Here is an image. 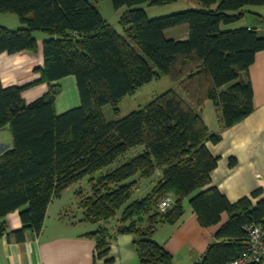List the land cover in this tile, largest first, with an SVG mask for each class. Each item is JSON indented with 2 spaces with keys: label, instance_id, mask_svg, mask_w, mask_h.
I'll use <instances>...</instances> for the list:
<instances>
[{
  "label": "trees",
  "instance_id": "obj_1",
  "mask_svg": "<svg viewBox=\"0 0 264 264\" xmlns=\"http://www.w3.org/2000/svg\"><path fill=\"white\" fill-rule=\"evenodd\" d=\"M175 1L112 0L115 9H124L120 32L96 1L0 0V13H14L23 24L0 25V54L37 53L36 35L45 36L38 80L4 86L0 78V130L7 126L12 134V145L0 153V238L11 234L6 217L15 211L22 222L12 232L16 239L28 230L39 235L51 202L86 178L91 192L82 194L78 186L75 194L83 219L100 224L86 233L96 242L97 257L110 251V230L101 222L116 218L114 232L133 235L140 264H174L153 234L178 223L188 204L203 227L228 214L196 264H225L247 251L246 225L264 223L263 192L231 202L210 186L219 157L207 143L219 142L222 130L255 108L249 68L264 50V35L233 24L264 0H194V7L159 17H149L143 6ZM184 24L187 39L167 38V29ZM69 75L76 78L81 104L58 114V80ZM164 75L180 90L158 94L122 118L105 119L103 107L119 114L123 98ZM36 83L49 84V90L27 102L22 93ZM207 102L219 111V132L202 117ZM153 176L151 189L136 195ZM168 195L170 205L162 209Z\"/></svg>",
  "mask_w": 264,
  "mask_h": 264
},
{
  "label": "crops",
  "instance_id": "obj_2",
  "mask_svg": "<svg viewBox=\"0 0 264 264\" xmlns=\"http://www.w3.org/2000/svg\"><path fill=\"white\" fill-rule=\"evenodd\" d=\"M190 5L194 7L197 2L191 0ZM12 14L0 13V25L10 28L22 26L16 14L8 16ZM112 25L117 29L119 19ZM242 26L255 27L260 35H264V2L262 5L247 7L241 21L233 24L234 28ZM170 31L172 35L169 34ZM165 35L170 39L185 40L189 36V26L184 24L169 28ZM36 36L39 44L37 53L22 51L15 54H0V78L4 86H23L40 78L35 69L43 65L42 42L45 36L39 33ZM249 75L254 93L253 112L239 123L222 130V139L219 142L207 143L211 153L219 157L217 166L211 172L210 186L217 187L231 202L246 196L251 198L252 192L259 189L264 195V50L257 52L255 61L249 68ZM58 82L61 84V92L55 101L56 112L61 114L80 106L76 78L69 75ZM49 87L47 83H36L26 88L22 96L30 102L44 95ZM205 105L216 113L213 127L207 125L211 131L219 132L218 109L212 102ZM2 129L7 130L8 127ZM11 145L12 141L6 142L5 146H0V152ZM82 180L66 190L72 191L77 198V213L74 209L69 212L60 206L53 212L55 201L61 198L53 200L47 209L44 227L39 235L28 230L23 240H17L12 232L22 226L19 213L15 211L7 215L8 231L11 234L0 238V264H140L133 235L114 232L118 220L116 223H111V220L101 222V225L110 230V251L105 257H97L96 242L86 233L98 229L100 224L83 219L84 211L80 208L79 198L75 194L78 186L81 187L82 194L91 192L90 182ZM85 182L87 186L83 187ZM258 198L252 200L255 202ZM227 219L228 214L223 213L219 224L203 227L188 204L186 213L178 223L160 226L153 234V238L163 244L172 255L174 264H196L213 241L220 225ZM109 259L110 263L107 262Z\"/></svg>",
  "mask_w": 264,
  "mask_h": 264
},
{
  "label": "rangeland",
  "instance_id": "obj_3",
  "mask_svg": "<svg viewBox=\"0 0 264 264\" xmlns=\"http://www.w3.org/2000/svg\"><path fill=\"white\" fill-rule=\"evenodd\" d=\"M92 1H96V2L98 1L97 3L98 8L101 10L103 17L106 18L111 23V25L115 24L116 19H119L120 17V12L123 11V8L116 11L117 9H115L112 3V0H92ZM143 6L145 7V10L147 14L149 15V17L164 16V15H168L174 12L181 11L183 9L191 8L190 1H187V0H178L172 3H168L164 5H155V6L145 3L143 4ZM8 16H16V15H14L13 13L12 15H8ZM117 29H119L122 32V29L119 25L117 26ZM169 34L172 35V31H170ZM177 86L178 85L174 83L170 79L169 76L164 75V76L155 78L151 82L139 88L134 95H129L123 98V100L120 103V113L119 114H115L110 105L103 107L102 111H103L104 117L108 121L122 118L125 115L129 114L130 112L138 109L139 107L146 105L150 100H152L153 97H155L158 94H161L169 89L180 90L178 89ZM201 114H203V117L206 123L209 124L210 127H213L212 125L216 119V116H215L216 113L211 111V109H209V107H206L205 105L204 108L201 110ZM0 139H1L0 146H5L6 142L12 141V134L9 131V129L0 130ZM139 148L140 147L131 149L126 154V156L130 157L133 155V153H137L140 150ZM120 160H122V158ZM120 162L121 161L117 160L115 163L111 165L109 169L117 167V165L120 164ZM132 178H135V177H132ZM156 179L157 177L153 176L152 178L147 179L148 181H145L147 183H144V184L148 185V183L151 182V180H156ZM83 180L86 181L87 179L84 178ZM86 183L87 182L83 183L84 184L83 187H86ZM146 185L141 186V188L143 189H140L139 187L140 192L136 190V193L139 192L136 195L140 196L142 192L145 193L149 188L151 189V187L153 186L152 182L150 184V187L147 188ZM66 190L63 192L62 197H60L61 199H57L55 201V205H54L55 209H53V212L59 209V206H60L61 208H66L67 210H69V212L72 211V209H74L75 213H77V209H76L77 198L73 195L72 191H66ZM112 222L116 223V218L111 220V223Z\"/></svg>",
  "mask_w": 264,
  "mask_h": 264
},
{
  "label": "built area",
  "instance_id": "obj_4",
  "mask_svg": "<svg viewBox=\"0 0 264 264\" xmlns=\"http://www.w3.org/2000/svg\"><path fill=\"white\" fill-rule=\"evenodd\" d=\"M171 197L165 196L160 203L162 209L170 205ZM248 232V248L240 257L225 264H264V223L251 222L246 225Z\"/></svg>",
  "mask_w": 264,
  "mask_h": 264
}]
</instances>
